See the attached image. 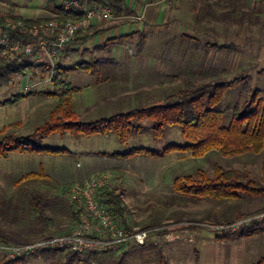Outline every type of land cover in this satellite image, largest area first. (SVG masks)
<instances>
[{
	"label": "rangeland",
	"instance_id": "374dc122",
	"mask_svg": "<svg viewBox=\"0 0 264 264\" xmlns=\"http://www.w3.org/2000/svg\"><path fill=\"white\" fill-rule=\"evenodd\" d=\"M127 3L132 13L121 17L113 14V18L104 23L90 25V33L106 32L103 38L96 36L77 44L58 60L63 67L98 61L90 72H70L65 79L80 89L79 95L73 93L75 98L71 106L79 121L93 122L155 105L170 94L209 82L214 77L223 82L247 76L252 88L264 90V17L254 16L251 13L254 9L247 0H160L154 7L163 5L162 17L154 24L143 22L142 7L133 0ZM47 9L50 8L45 0H0V17L4 18L10 12L27 19H48L56 15L57 11L50 15ZM131 33L136 34L134 38L119 39ZM141 35L145 40L142 51H138ZM206 43H231L235 49L229 54L207 51ZM52 73L43 75L37 70L33 77H16L11 85L0 89V101L22 92L28 80L32 81L30 85L36 80L40 90L47 92L41 100L46 101L50 114L58 104L60 93L50 82ZM232 92L225 103L228 113L235 103L249 96V93H242L241 87ZM37 101L40 102V98ZM84 104L90 110H85ZM28 112L23 104L1 107L0 129L23 121L21 128L6 131V134L15 133L21 137L31 134L46 119L43 116L41 123V115L37 114L31 122L24 116ZM135 126L141 129L139 132L132 129L124 143L113 133L78 138L69 133L51 134L39 141L38 146L66 149L67 154L21 157L14 153L7 160L0 158V234L14 243H24L66 233L71 225L69 201L66 192L53 186L51 181L61 186L84 183L83 177L105 166H117L124 172L121 176L114 175L116 178L111 185L122 184L123 201L129 211L128 229L156 231L143 245L127 243L116 252L92 257L93 264H170L177 259L182 264H198L194 254L204 248V243L198 241L200 229L207 237L218 236L216 227L236 220L235 213L251 212L247 214L251 215L264 210V198L241 196L236 201H215L185 196L172 189L175 178L200 169L211 174L215 164L238 170L241 178L259 179L261 155L222 157L210 152L202 158H192L187 153H172L163 158L113 157V153L123 154L139 147L160 152L168 145L185 143L176 126L164 127L158 142L152 139L150 122L142 121ZM40 167L49 180L18 182L22 175L38 172ZM35 193L47 204L46 215L52 221L47 232L29 215L30 198ZM221 215L227 221L209 220L215 216L221 218ZM164 221H168L165 226ZM180 221L188 222L190 234L179 230ZM255 236L258 237L252 240L253 249L258 246L259 255L251 259V264L264 256V227L252 237ZM189 238L195 243H186L185 239ZM81 260L75 264H85ZM63 261L62 254L48 261L28 257L26 264H61Z\"/></svg>",
	"mask_w": 264,
	"mask_h": 264
},
{
	"label": "trees",
	"instance_id": "16d2710c",
	"mask_svg": "<svg viewBox=\"0 0 264 264\" xmlns=\"http://www.w3.org/2000/svg\"><path fill=\"white\" fill-rule=\"evenodd\" d=\"M45 1L49 6L55 8L57 11L55 16L48 19H27L10 12L6 18L0 17L1 35H10L12 41L25 42L33 37L30 32L33 26L50 21L59 24L72 18V16H65L57 0ZM83 1L91 7L108 6L116 17H121L126 13L133 12L127 0ZM133 1L138 7L144 8L155 0ZM260 1L264 2V0ZM254 11L255 10H251V13L257 17V13H254ZM5 19L21 21L27 29L9 31L5 28ZM90 29L91 26L84 32H79L76 35L73 46L84 43L102 32L95 31L90 33ZM135 35V33L122 35L119 39L129 40L134 38ZM144 40V36L141 35L140 41L137 44L138 51H142ZM204 47L207 51L213 50L215 52L227 54L235 49L234 45L231 43H206ZM97 64L98 61H94L93 63L82 62L70 67H63L58 63L53 69L50 79L54 88L60 91L57 97L58 104L56 108L50 112L48 120L43 125L34 129L33 132L27 136L21 137L14 134H6L5 131H1L0 158L5 159L12 152L29 155L43 153L51 155L67 154L68 150L66 149L38 146L37 143L39 141L51 134L63 135L69 133L73 137L78 138L82 136H105L113 133L119 142L124 143L132 129L135 128L137 132L141 129V127L135 126V123L148 121L151 123L152 139L154 142H158L162 138L164 127L176 126L181 132V136L185 142L184 145L179 146L171 144L160 152L152 151L145 147H139L123 154L113 153L112 156L115 158H130L135 156L163 158L172 153H187L192 158H202L210 152L218 153L222 157H235L243 154L261 155V177L259 179L241 178L242 175L238 170L226 169L215 164L211 174L200 169L194 174H187L175 178L172 183V189L174 192L185 196L215 201H236L241 196L264 198V90L252 88L249 84L250 78L247 76H237L229 81L220 82L214 77L209 82L170 94L166 96L161 103L146 107H138L127 113L116 114L106 119L93 122H82L78 120L77 115L73 112L71 107L72 95L77 91V88L72 87L65 79L70 72H90L91 68ZM37 70L41 71L43 75L49 71L48 67L45 65L30 63L23 55H19L9 64H6L0 56V89L11 85L13 79L18 76L24 77L29 75L33 77ZM262 73H264V71H262ZM239 87H241L242 93H249V96L242 102L235 103L231 112L228 113L225 109L226 100L230 95L229 93ZM30 95L31 93L15 95L12 99L4 101L1 104L14 105L22 98ZM107 171L117 176H121L123 173L121 169L111 168L109 170L99 171L97 174ZM23 180L43 181L49 180V177L40 170L38 173L23 175L18 182ZM51 183L53 186L66 192L67 198L68 191L74 184H64L61 186L54 181H51ZM98 195L99 202L106 206L113 219L119 222L124 229L128 230L126 217L129 215V211L123 201L122 184L105 186L98 191ZM30 201L31 207L29 209V215L31 219L36 221L44 232H47L52 221L46 215V202L43 197L37 193L31 196ZM68 201L72 225L74 221L79 219L83 209L79 204L71 202L69 198ZM249 213L251 212L239 213L236 219ZM262 227H264V222L242 229L239 233L218 235V238H249L262 231ZM0 243L14 242L0 234ZM62 254L64 261L61 264H75L78 263V261L80 262L81 259L85 264H93L94 261L92 257L95 259L97 255H100L94 254L88 257H80L75 253L54 249L40 251L30 257L41 258L48 261ZM27 258L28 257H24L16 260L0 259V264H26ZM256 264H264V256H262Z\"/></svg>",
	"mask_w": 264,
	"mask_h": 264
},
{
	"label": "built area",
	"instance_id": "2783aa9c",
	"mask_svg": "<svg viewBox=\"0 0 264 264\" xmlns=\"http://www.w3.org/2000/svg\"><path fill=\"white\" fill-rule=\"evenodd\" d=\"M57 1L65 16L72 18L59 24L50 21L33 26L30 29L33 37L25 42L12 41L10 35H2L0 55L6 64L23 55L30 63L45 65L52 72L59 58L73 48L79 32H84L94 21H107L113 18V12L108 6L91 7L83 0ZM4 25L9 31L27 29L21 21L11 19H5ZM33 85L26 84L24 92L32 90ZM115 178L116 176L107 171L92 176L84 183L73 184L68 191V198L71 202L79 204L83 210L79 219L72 223L70 230L64 234L47 236L24 244L0 243V259L16 260L54 249L88 257L116 252L127 243L143 245L156 229L126 230L113 219L106 206L99 202L98 191L111 185ZM262 222L264 210L218 225L216 228L220 235L238 233Z\"/></svg>",
	"mask_w": 264,
	"mask_h": 264
},
{
	"label": "crops",
	"instance_id": "0c3cea01",
	"mask_svg": "<svg viewBox=\"0 0 264 264\" xmlns=\"http://www.w3.org/2000/svg\"><path fill=\"white\" fill-rule=\"evenodd\" d=\"M159 3H160V0H155L154 3L148 4V5H146L143 8L142 15H141V18L143 19V22L154 24V23H157L160 20V18L162 17L161 16V12L163 10V5L159 6V8L154 7L155 5H159ZM247 3H250V6L255 10L254 13H257L258 17H260V18L264 17V2H261L260 0H247ZM49 8L50 9H47L48 10V14L55 15V12H56L55 8H53L55 11L52 10L51 6H49ZM104 22L105 21H94L93 23L97 24V23H104ZM105 33L106 32H101L100 35H98V36L103 38ZM122 34H125V33H122ZM106 79H108L107 76H106ZM28 81L30 82L31 80H28ZM20 82L21 81H19V83ZM33 84H32L33 85V89L30 90L29 92H27V93H31L30 96H26V97L22 98L19 102H17L14 105H3V104H1L4 101L12 99V97H13L12 96L9 99L0 101V108L1 107H6V106L13 107V106H17L19 104H23L25 106V108L27 107L28 110H29V112L26 115H24V116L26 118L30 119L31 122H33L34 117L37 114L41 115L40 116L41 123H43V116H44V118L47 121L48 120V116L47 115H49L47 103H46V101H42L41 100L44 96H46L45 94H47V92L45 93L42 90H40L39 83H37L36 80L33 81ZM24 87H23V89H24ZM72 87H74V86H72ZM25 94L26 93L23 90L22 92L17 93L16 95H25ZM74 94H78L79 95L80 94V89L77 88V91ZM39 98H40V102L37 101ZM73 98H75V97L72 96V106H73V103H74ZM89 108L90 107H88L87 104H84V109L85 110H90ZM44 111L46 112V114H45ZM21 122H23V121H19V122L17 121V122H14V123H10L7 126H3V128L0 129V132L1 131H5L6 132V131H9V130L19 129L22 126ZM43 124H41V125H43ZM38 127H40V126H38ZM12 134L17 135L15 133H12ZM11 154H14V153L13 152L10 153L8 155V157L5 158V160H7ZM15 154H18L21 157L25 156V155H29V154H19V153H15ZM106 168L109 170L111 168H118V167L117 166L98 167L92 172L91 175H93L97 171L99 172V171L105 170ZM118 169H120V168H118ZM40 170H42L45 173V171L41 167L39 168L38 172ZM38 172H29V173H38ZM26 174H28V173H26ZM91 175L83 177L82 181H87L86 179H89V177H91ZM123 177L124 176H122V179H123ZM69 182H75V181H69ZM239 213H241V212L235 213V218H236V216ZM220 217L221 218L216 217V216L215 217H211V218H209V220H212V221H227V218L224 215H221ZM230 219H232V217H230ZM230 219H228V220H230ZM233 219H234V216H233ZM166 222H168V221L162 222L164 224V226L167 224ZM162 223L158 224V226L162 225ZM187 224H188V222H181L180 221L177 224V226L179 227V230L181 232H183L185 234H190L191 231H190V229L187 228ZM131 229H136V228H131ZM203 233H204V231L202 229H200V231H199V233L197 235L199 237L198 241L199 242L202 241V243H204V248H202L201 252H199L197 250L196 253L194 254V255H196V261L198 262V264H251V261H252L251 259L252 258L255 259V257H257V255H259V254H257L259 252L258 246H256L255 249H253L254 244H252V240L254 238L258 237V236L249 237V238L231 237V238H227V239H219L216 234L214 235V237L210 238V237H207L206 235H203ZM185 242L186 243L188 242L190 244L193 243V242L195 243V241H193V238L192 239L189 238L187 240L185 239ZM170 264H182V262H180V260L177 259V260H173V262H171Z\"/></svg>",
	"mask_w": 264,
	"mask_h": 264
}]
</instances>
